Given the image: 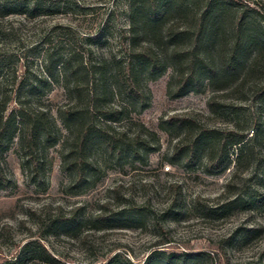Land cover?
I'll list each match as a JSON object with an SVG mask.
<instances>
[{
	"label": "rangeland",
	"instance_id": "obj_1",
	"mask_svg": "<svg viewBox=\"0 0 264 264\" xmlns=\"http://www.w3.org/2000/svg\"><path fill=\"white\" fill-rule=\"evenodd\" d=\"M0 1L16 7L17 13L34 2L52 7L47 16L0 18L4 32L0 36V56L17 64L19 77L24 65L30 75L42 73L45 53L60 49L66 54L71 49L69 39L78 41V50H93L94 60L99 56L123 58L129 0ZM181 1L196 11L203 5V0ZM257 1L264 7V0ZM184 8L170 14L164 25L176 31L189 27L192 11ZM48 35L51 43L43 46L42 39ZM84 37H96V44L79 43ZM190 42L187 39L182 45ZM142 80L148 106L133 118L155 132L159 140V150L148 159H114L95 172L90 189L72 195V176L61 170L60 146L47 152V181L39 189L26 181L15 148L7 154L6 170L16 186L0 192V260L13 256L30 237L38 238L42 221L50 215L68 216L81 208L91 217L102 212V207L105 214L121 211V205L144 211L140 228L96 230L90 223L74 236L47 237L42 244L67 264H105L116 254L141 264L155 245L165 241L170 243L159 248L167 252L210 254L212 259L207 264H246L260 258L264 250V185L260 182L264 177V61L248 75L240 70L221 76L213 85L205 84L201 92L179 98L174 97L178 80L171 68L156 80ZM48 97L55 115L54 111L66 104L63 90L55 86ZM110 103L117 105L119 99ZM174 117L194 119L206 128L241 133L247 141L241 160L235 163L238 148L232 147V163L219 175L207 174L202 164L188 169L171 166L166 159L176 140L161 132L158 124L161 119ZM115 128L126 125L118 123ZM104 155L100 149L94 157L101 162L106 159ZM253 197H262V205L249 204ZM235 198L244 202L243 208L237 205L229 215L220 217L202 214L207 207H218ZM171 206L177 213L163 217ZM256 228L262 229L261 236L239 241L243 232Z\"/></svg>",
	"mask_w": 264,
	"mask_h": 264
},
{
	"label": "trees",
	"instance_id": "obj_2",
	"mask_svg": "<svg viewBox=\"0 0 264 264\" xmlns=\"http://www.w3.org/2000/svg\"><path fill=\"white\" fill-rule=\"evenodd\" d=\"M184 6L181 0H129L123 58L99 56L94 60L93 50H78V41L69 39L71 49L66 54L60 49L45 53L42 73L30 75L24 65L19 77L17 64L0 56V192L16 186L6 170V156L13 148L26 181L39 189L47 181V152L60 146L61 170L72 176V195L90 189V180L106 163L122 157L148 159L158 151L156 133L133 118L148 106L143 77L153 81L171 68L178 80L174 97L179 98L201 92L205 84L211 86L221 76L240 70L248 75L264 61V7L257 0H203L198 11L192 5ZM23 8L17 13L16 7L0 1V18L24 14L35 18L52 12L51 6L37 2ZM179 8L192 11V19L189 27L176 31L164 25V20ZM3 33L0 23V36ZM84 38L79 43L96 44V37ZM187 39L190 45L184 47L182 42ZM50 43L49 35L44 36L41 44ZM55 86L63 90L66 104L53 115L48 95ZM114 98L119 99L117 105L110 103ZM118 123H125L126 128L116 129ZM158 129L176 140L166 159L168 164L184 169L202 164L212 176L229 169L232 147L238 148V163L247 144L241 133L206 128L188 117L161 119ZM100 149L106 156L101 162L94 157ZM260 182L264 185V177ZM261 200L253 197L248 202L261 206ZM237 205L243 208L244 202L231 199L221 206L205 208L202 214L226 216ZM121 206V211L106 214L102 207V212L91 217L81 208L68 216L50 215L42 221L38 238L30 237L0 264H67L42 244L43 239L74 236L90 223L96 230L140 228L144 211ZM173 212L171 206L163 217ZM262 232L259 228L247 229L239 241L244 243ZM169 243L155 245L141 264H207L212 259L208 253H175L159 248ZM105 264L136 263L116 254ZM246 264H264V250L256 262Z\"/></svg>",
	"mask_w": 264,
	"mask_h": 264
},
{
	"label": "built area",
	"instance_id": "obj_3",
	"mask_svg": "<svg viewBox=\"0 0 264 264\" xmlns=\"http://www.w3.org/2000/svg\"><path fill=\"white\" fill-rule=\"evenodd\" d=\"M169 168L168 167H165V170L167 171Z\"/></svg>",
	"mask_w": 264,
	"mask_h": 264
}]
</instances>
